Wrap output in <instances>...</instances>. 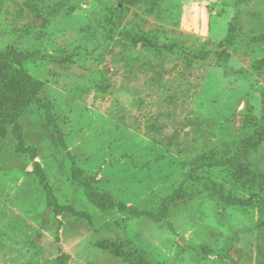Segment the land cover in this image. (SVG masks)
<instances>
[{
	"label": "rangeland",
	"instance_id": "1",
	"mask_svg": "<svg viewBox=\"0 0 264 264\" xmlns=\"http://www.w3.org/2000/svg\"><path fill=\"white\" fill-rule=\"evenodd\" d=\"M263 58L264 0H0V264H263Z\"/></svg>",
	"mask_w": 264,
	"mask_h": 264
},
{
	"label": "trees",
	"instance_id": "2",
	"mask_svg": "<svg viewBox=\"0 0 264 264\" xmlns=\"http://www.w3.org/2000/svg\"><path fill=\"white\" fill-rule=\"evenodd\" d=\"M118 1V3H120V4H123V5H130V4H132V5H137L138 3H140V0H135V2H134V0H117ZM10 54L11 55H14L15 57H17V59H18V63L20 64V65H22V58H21V56L20 55H16V52H10ZM5 55V54H4ZM7 56H8V54H6ZM20 56V57H19ZM260 63V65L261 66H264V58L259 62ZM26 83L27 84H29L30 86H33L35 83H38V82H34L30 77H28L27 75H26ZM140 252H138L137 254H139ZM263 255H264V253H263ZM264 264V263H263Z\"/></svg>",
	"mask_w": 264,
	"mask_h": 264
}]
</instances>
